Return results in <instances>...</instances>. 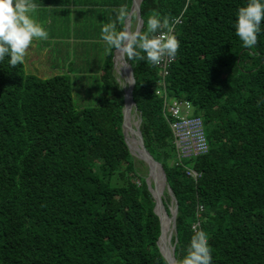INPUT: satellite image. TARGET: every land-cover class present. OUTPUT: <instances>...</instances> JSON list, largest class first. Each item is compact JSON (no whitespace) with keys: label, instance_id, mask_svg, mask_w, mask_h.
Here are the masks:
<instances>
[{"label":"trees","instance_id":"1","mask_svg":"<svg viewBox=\"0 0 264 264\" xmlns=\"http://www.w3.org/2000/svg\"><path fill=\"white\" fill-rule=\"evenodd\" d=\"M41 1L115 5L76 13L117 19L101 48L84 49L80 61L65 50L54 62L63 72L46 77L26 72L15 38L0 33V264H167L153 197L121 131L112 55L131 0ZM139 13L124 55L143 144L176 202L174 263L264 264V0H141ZM179 15L165 90L189 101L207 150L177 161L155 37ZM88 55L99 58L101 97L79 106L71 75H84Z\"/></svg>","mask_w":264,"mask_h":264},{"label":"crops","instance_id":"2","mask_svg":"<svg viewBox=\"0 0 264 264\" xmlns=\"http://www.w3.org/2000/svg\"><path fill=\"white\" fill-rule=\"evenodd\" d=\"M85 2L63 6L41 0H37V2L34 0H0V12L5 13L7 10L8 12L5 14L11 20L8 36L15 38L18 55L24 66L22 56L28 58V54H34L35 58L32 59L31 65L35 75L40 77L42 75L39 66L43 64L45 52L51 51L56 59L55 56L61 57L65 50L69 57L73 53L72 51H75L76 57L80 61L84 49L90 53L109 41L106 34L117 19V17L115 18L116 12H76L79 9L100 7L111 12L117 11V7L115 5L97 7ZM125 16L122 21L123 29Z\"/></svg>","mask_w":264,"mask_h":264},{"label":"rangeland","instance_id":"3","mask_svg":"<svg viewBox=\"0 0 264 264\" xmlns=\"http://www.w3.org/2000/svg\"><path fill=\"white\" fill-rule=\"evenodd\" d=\"M1 11V10H0ZM3 12V11H2ZM8 12L7 10L5 11V13ZM4 13V12H3ZM0 12V33H4L5 35H9V29H10V24H11V20H9V17H7V15L3 14ZM133 15V19L130 22L129 25V31L132 32L136 25H137V21L134 17V13H132ZM51 52V51H50ZM45 52L44 53V57H43V64L39 66V70L42 72L41 77H46V76H50L53 75L55 73H59V72H63V69H61V67L59 65H57L54 62H59L61 61V59L65 58V54L63 53L61 57L55 56L56 59L54 58V53L52 55V52ZM28 54V58L26 56H22V59L24 61V69L26 72L29 73H33L36 74L34 72L33 66L31 65L32 63V59H34V54ZM88 58H91V61H87V63L91 62V65L89 67H84L82 68V71H80L81 74H84L83 76H78V73L72 74L71 75V96H72V100L73 103L75 105H92L95 104L101 97V88H100V83L97 77V74L94 72V67L96 66V64H98L99 62V58L96 59V57H92L90 55H88ZM114 62H115V58H114ZM114 75L117 79V81L119 82V84L121 86L125 85V75L123 73H121V71L118 68V63L114 64ZM131 114L129 115V121L131 122V126H134V124L137 123V111L133 110V108H131ZM128 136L129 134L126 132L125 133V137H126V141L128 143L131 155L133 156L134 162H135V166L138 168V172L144 177V179L148 178L150 182H152L153 184H155V173L153 171L150 170V168L148 167V165L146 164V162H144L140 157L139 154L136 152V150L132 147V145L130 144L129 140H128ZM135 142L137 143V140L135 139ZM135 143V144H136ZM150 171V172H149ZM154 190V189H153ZM166 192L165 188H163V186L160 188L159 193H162V196L164 198L167 197V195H164L163 193ZM168 206L172 207V201L169 200L168 201ZM167 218V216H165ZM169 237L167 238L165 235L161 236V240L162 242H168L169 243V247H171L172 245V241H171V237L173 235V229L171 227V220L169 222ZM171 251V250H170Z\"/></svg>","mask_w":264,"mask_h":264},{"label":"built area","instance_id":"4","mask_svg":"<svg viewBox=\"0 0 264 264\" xmlns=\"http://www.w3.org/2000/svg\"><path fill=\"white\" fill-rule=\"evenodd\" d=\"M180 21V15L173 18L167 28L159 31L155 37L156 59L159 86L157 92L163 98L166 114L169 116V127L176 147L177 161L185 157L204 153L207 142L204 136L202 121L198 116L188 115L191 104L187 100L169 98L165 90V75L172 60L168 52V43L175 23ZM185 173L194 179L199 175L195 170L185 167Z\"/></svg>","mask_w":264,"mask_h":264},{"label":"water","instance_id":"5","mask_svg":"<svg viewBox=\"0 0 264 264\" xmlns=\"http://www.w3.org/2000/svg\"><path fill=\"white\" fill-rule=\"evenodd\" d=\"M140 1L141 0H137L134 3V0H131L128 12H127L125 19H124V29H123L122 41L119 44V46H117L114 49L113 55H112L113 67L115 64L114 58H115V52L116 51L120 52V62L122 63L123 66H125V71H124V73H125V85L122 86L123 104H122V108H121V112H122L121 131H122L123 138H124L125 143L127 144L128 148H129V146H128V143H127L126 137H125L126 130L130 132L129 134H132L131 132L134 133V137L137 140V145H138V148H139L140 153H141L139 155V157L144 162H146V164L152 163L153 165H155L157 167L158 175L161 179L162 186H163V188H165L167 195L169 196L170 200L172 201L173 206L172 207L167 206V210H166L165 206H164V202H163L162 193L154 194L153 193L154 184L152 182H150L148 178L145 179L146 186H147L148 190L150 191V193L153 197V200H154L153 211L157 215L158 220H159V230L160 231H159V235H158L157 240H156V244L158 246V249H159L161 255L165 259L166 263L167 264H175L174 263V257H173V243L170 247L171 257H167L164 254V252L160 249L158 241H159L160 236H161V215L162 214L170 218L173 233L175 232L174 231V216H175V211H176V202L174 200L173 195L171 194L170 188L168 187V185L166 183L165 175H164V172H163V169H162L160 163L152 157V155L148 152V150L145 148V146L143 144L141 134H140V131L138 128V123H139V119H140L139 115L137 114L138 119H137V123L134 124V126H131V122L129 121V115L131 114V112H130L131 108H133V110L136 111V107H135L134 101H133L132 96H131L134 78H133V74L131 71V67H130L129 63L127 62V60L125 59L124 53H125L126 45L129 43V41L133 37H135V35L138 33V31L141 27V24H142V19L140 17V13H139ZM132 13H134V17L137 21V25H136L135 29L132 32H130L129 38L126 41H124V36H125L126 32H129V25L131 22ZM125 122L127 123V125H126L127 127H125V124H124Z\"/></svg>","mask_w":264,"mask_h":264},{"label":"bare ground","instance_id":"6","mask_svg":"<svg viewBox=\"0 0 264 264\" xmlns=\"http://www.w3.org/2000/svg\"><path fill=\"white\" fill-rule=\"evenodd\" d=\"M136 1L137 0H134V3ZM129 34H130V31L126 32V34L124 36V41H126L129 38ZM115 63H118L119 70L121 71V73H123L125 75V73H124L125 69H124L122 63L120 62V52L119 51L115 52ZM124 124H125V127H127L126 126L127 123L125 122ZM126 132H127V130H126ZM131 133L132 134H130V144L136 150V152L140 155L141 153H140V150L138 148L137 143L135 142L134 133L133 132H131ZM148 164L147 165L150 168V170L155 173V177L156 178H155V184H154V188H153L154 189L153 193L156 194V193H159L160 188L162 187V182H161V179H160V177L158 175L157 167L155 165H153L152 163H148ZM161 221H162V224H163V227H164L161 230V236L165 235L168 238L169 237V230H170V228H169L170 218L169 217L166 218L165 215L162 214L161 215ZM161 236H160V239H159V243H160V246H161L160 249L164 252V254L167 257H171V251H170L169 243L167 241L166 242H162Z\"/></svg>","mask_w":264,"mask_h":264}]
</instances>
